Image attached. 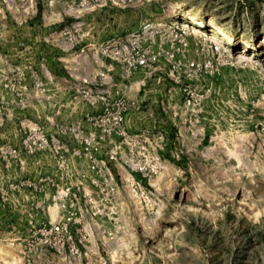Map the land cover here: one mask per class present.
Returning <instances> with one entry per match:
<instances>
[{
	"label": "rangeland",
	"instance_id": "obj_1",
	"mask_svg": "<svg viewBox=\"0 0 264 264\" xmlns=\"http://www.w3.org/2000/svg\"><path fill=\"white\" fill-rule=\"evenodd\" d=\"M127 36L161 52L130 80L102 56ZM125 85L135 104L100 154L112 194L80 189L79 252L28 263L27 217L48 219L35 204L57 187L27 182L59 177L37 133L65 144L69 181L93 174L81 130ZM0 264H264V0H0Z\"/></svg>",
	"mask_w": 264,
	"mask_h": 264
},
{
	"label": "built area",
	"instance_id": "obj_2",
	"mask_svg": "<svg viewBox=\"0 0 264 264\" xmlns=\"http://www.w3.org/2000/svg\"><path fill=\"white\" fill-rule=\"evenodd\" d=\"M94 1L99 2L101 0H80V4L83 7H87L92 5ZM176 39H180L179 33L175 34ZM125 41V46H122L121 42L114 37L108 39L102 50V56L112 58L121 63V75L124 79L130 80L134 72L140 67H147L155 63L160 58L161 52L153 50L151 47L143 46L141 38L127 36ZM114 68V64L109 63L107 71H112ZM127 89L128 85H125L118 95L113 96L107 94L101 97L105 104L103 113L96 117H90V121L101 129L100 132L85 133L81 130L79 137L81 149L78 151L75 150L74 152L76 155L83 156L89 162V169L93 174L79 171L75 180L69 181L68 166L65 157L68 149L65 148V144L57 137H49V133L47 135L44 131L37 133V139L40 140V145L42 147L50 146L55 157L58 159L59 177L57 182L49 177L41 179L40 183L27 182V185L34 191H43L45 186L51 184L57 187L53 194L44 197L35 204L37 209L48 212V219L40 220L36 214L31 213L27 217V234L23 241L26 254L25 260L28 263L35 261L36 254H47L51 250L57 252H79L80 248L77 245V240L82 241L79 236L83 235V224L86 218V211L82 204V196L79 195V191L82 188L85 191H91L90 185H98L100 183L99 179H102L101 183L108 188V196L114 190L110 176L106 172V161L100 157V154L102 141L107 135V132H120L127 111L135 104L134 100L126 95ZM188 94V103H194L196 93L190 89ZM6 154L17 157L18 150L13 149ZM110 158L113 159L115 156L111 154ZM14 186V188H19L18 184ZM2 198L7 200L8 193L2 194ZM49 201L53 204L49 205ZM87 202L92 206L94 214L100 212L96 198L89 197ZM54 206H56L55 215L51 212V208Z\"/></svg>",
	"mask_w": 264,
	"mask_h": 264
},
{
	"label": "crops",
	"instance_id": "obj_3",
	"mask_svg": "<svg viewBox=\"0 0 264 264\" xmlns=\"http://www.w3.org/2000/svg\"><path fill=\"white\" fill-rule=\"evenodd\" d=\"M102 65H103V64H102ZM98 66H99L98 68L96 67V72H97V71H98V69L100 68V65H98ZM100 69H101V68H100ZM102 69H103V68H102Z\"/></svg>",
	"mask_w": 264,
	"mask_h": 264
}]
</instances>
